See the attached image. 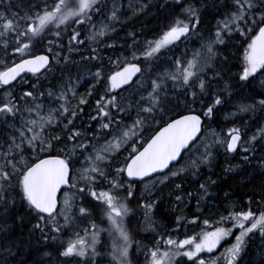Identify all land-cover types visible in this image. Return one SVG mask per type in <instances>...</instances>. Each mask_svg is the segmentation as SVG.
I'll return each mask as SVG.
<instances>
[{
  "label": "snow or ice",
  "instance_id": "obj_1",
  "mask_svg": "<svg viewBox=\"0 0 264 264\" xmlns=\"http://www.w3.org/2000/svg\"><path fill=\"white\" fill-rule=\"evenodd\" d=\"M0 6V264H27L33 252L38 255L32 264H132L126 222L136 213L143 216L137 229L143 223L156 234L152 246H145L144 264H182L185 257L191 264H245L253 246L256 264H264V185L240 193L248 207L237 210L236 202H224L239 186L224 191L218 180L200 182L199 175L204 167L212 171L219 148L225 156L242 149L241 164H227V173L239 175L242 166L264 170V126L246 140L247 129L230 128L221 138L210 127L238 83L264 77V0L214 2L219 18L207 36L199 30L209 10L202 0H0ZM152 8L156 28L136 31L133 21ZM234 34L246 44L241 65L230 60ZM72 56L96 69H89L83 95L81 77L70 72L78 63ZM62 62V75L55 78L61 83L42 91L41 77L47 80L53 64ZM109 66L118 70L109 74ZM232 67L241 68L235 77ZM29 73L36 83L26 78ZM129 88L131 95H121ZM257 109L264 115V98L237 106V113ZM149 131L154 134L146 136ZM189 174L196 177L195 194L185 184ZM165 188L175 208L169 221L174 227L158 232L153 214ZM193 200L197 212L191 220L177 214ZM213 201L227 215L213 223L204 219L205 230L178 238L181 228L198 226L203 212L218 206ZM94 215L108 228L98 227ZM9 220L28 228L27 239L4 242ZM77 221L89 226L61 240ZM104 232L112 243L101 251ZM230 236L235 242L219 256L201 257Z\"/></svg>",
  "mask_w": 264,
  "mask_h": 264
},
{
  "label": "trees",
  "instance_id": "obj_2",
  "mask_svg": "<svg viewBox=\"0 0 264 264\" xmlns=\"http://www.w3.org/2000/svg\"><path fill=\"white\" fill-rule=\"evenodd\" d=\"M51 2V0H49ZM219 3V0H202V3H205L209 5V10L207 13L203 14V23L200 25V32H203L205 36H207V31L206 30H213L214 31V26L215 23L217 22V19L219 17H215L213 13H215V8L211 7L213 3ZM153 3H155V0H153ZM125 4H127V0H125ZM0 10H2V6H0ZM131 15V13H129ZM155 15V8H152L150 11L145 12L143 15H141L138 19L134 20L133 23L135 24V30L136 31H141V30H148V29H155L157 26V19H154ZM126 17L121 16V19H125ZM117 28H119V25H116ZM129 31L133 30L131 27L127 29ZM85 32V35H87L88 29L83 30ZM120 36L124 35V32L119 33ZM84 38V37H82ZM147 38H152V35L149 34ZM141 39H144V37H141ZM65 40H67V36H65ZM118 43H122V41H118ZM232 45H235L234 47L230 46L228 51L231 53L230 60L233 65H241L242 64V56H243V48L241 45L246 46L245 41L243 38L237 36L234 34V38L231 41ZM198 43L196 44H189L188 47L192 48L197 46ZM92 47H95V45H91ZM184 44H180V49L182 50L184 48ZM199 45L197 46V48ZM39 52V51H38ZM37 52V53H38ZM64 55H67V52L63 53ZM87 54V52L85 53ZM104 56H109L112 55L110 52H105L102 53ZM177 55H179V52H177ZM71 59L77 61L78 63L75 65L70 66V72L75 79L77 76L81 77L80 81V87L78 89V94L83 95L87 92L89 84L88 83H82V81L90 79V73L89 69H91L92 72L96 71L95 68L91 66V64H80V57L79 56H72ZM113 59L115 57L113 56ZM63 67V62L61 63L60 66H56L53 64V69L50 74L47 76V80L44 79V77H41V81L44 83V88H42V91L47 90L51 84H56L59 85L61 83L60 80L55 79L56 77H60L62 75L60 68ZM114 66H109L105 69L106 72L109 74L111 71H116ZM241 70L240 67H232V75L235 77V74ZM65 79L68 76V72L63 73ZM27 79H29L32 83H36L35 77H32L31 74H28ZM251 80V78H250ZM261 81H264V77L259 76L257 74V78L255 80H251V83L248 82H240L237 84L236 88L232 89L231 91L234 93L231 97L232 100L229 105H232V108L228 107V101L231 98H228L226 103L224 104V107L220 108L221 112L223 113L222 116H219L217 114L214 118V120L210 123V127L212 130H214L218 135H225L228 131V129L233 128V127H240L241 131L243 133V130L247 129L250 133L254 134L257 127L259 126H264V115L261 114L260 110L257 109L255 113H242V117H233V118H228L226 114L232 115L234 111H237V106L244 105V104H251L255 100L264 98L259 95V93L264 92V87H261ZM127 88V87H126ZM15 91L19 92L20 89H16ZM119 91V90H117ZM130 92V94H129ZM133 92V89L129 88L126 92H121V95L128 96L131 95ZM2 94V92H0ZM95 97L91 98L90 102H93ZM75 103V101H73ZM233 103V104H232ZM50 105H55V104H50ZM56 106V105H55ZM236 108V109H235ZM219 110V111H220ZM89 111L88 108H85V112ZM229 111V112H228ZM219 113V112H218ZM133 117L135 116V113L132 114ZM228 118V121L224 124L221 125V118ZM259 117V119H256ZM255 119V123H253ZM126 123H131V121H126ZM205 124L208 125L209 122L205 121ZM152 134L151 131L145 133V135H150ZM205 136H208L207 130L204 132ZM245 138V137H244ZM208 142H211V137L208 136ZM241 149L238 150L237 153L235 154H228L227 156L224 155L223 149L219 148L217 152V159L213 161L212 165V171H209L207 167H204L201 169L200 172V182H203L204 179H207L209 176H211L212 179L218 180L221 183L222 189L224 191H229V185H231L232 189H236L237 186H239V190L236 195L232 197V201L224 202L225 207L229 206L232 202L237 203V210H247V205L243 203L240 193L243 192H252V191H260L261 190V185H264V176H261L258 174L260 169H254L251 167H245L242 166L240 169H238V172L240 173L239 175L235 173H227L223 169L226 167L227 164L231 163L233 165H239L241 164ZM239 153V154H238ZM238 154V155H236ZM123 155H127V152H124ZM123 159V156L120 157ZM187 158V157H186ZM185 161H182L181 164H183ZM255 164L256 161H253ZM181 165H177V167H180ZM213 172L215 175H213ZM196 177H193L191 174H189L187 177H185V184L187 186L188 191H191L195 194L196 188L198 187V184L195 182ZM248 181H251L250 183ZM176 183H180L181 181L177 179L175 181ZM141 188H143V185H141ZM213 191H215L213 189ZM169 189L165 188L164 192L162 195L164 196V199L162 203L160 204L159 208L157 211L153 214L154 218L157 222V224L160 226L157 231L158 232H163L165 229H171L174 227V224L169 223L171 219H173L171 213L175 211V208L173 206L172 201H170L168 197ZM174 199V198H173ZM247 197H244L243 200H246ZM259 199V197H257ZM211 203H217L216 208H210L207 210H210V213L206 212V210L203 212V214L200 216V221L198 226H188L187 228H181L180 232L181 234L178 236V238L183 239L184 234L186 233L187 235H194L198 232L201 231L202 226H203V220L204 219H209V221H217L219 220L220 215H227L226 212H224L223 207H219V202H211ZM196 201L193 200L190 204L181 205V212H178V215H184L186 216L189 220L193 218V214L197 212V209L195 207ZM130 207H134V205H130ZM256 206L253 205V208ZM102 211V210H101ZM167 213L168 215H165ZM20 215L27 216V213H20ZM95 220V223L97 224L98 227L100 228H108V223L101 222V219L99 216H95L92 218ZM143 216L140 213H136L135 218L131 221V223L126 222V226L128 227V230L132 236V241L133 245L132 248L130 249V259L132 260V264H144V250L145 246L151 247L152 244L154 243V236L156 235L155 233H151L149 231H146V225L141 223L139 229H137V221H142ZM226 227H231L230 223L225 224ZM4 225H0V227H3ZM8 226L11 228V231L9 232V235L4 238V242H8L10 240H20V239H27L28 237V228L24 226H18L17 224H13L11 220L8 221ZM89 226V221H77L76 226L70 227L67 229L66 233L60 237L61 240L67 241L69 239L74 238V233L77 231H80L82 228H86ZM218 226V225H216ZM223 226V225H222ZM30 227V225H29ZM236 234H239L238 230L235 229L234 231ZM83 235V232L81 231L80 233ZM227 242L223 241L225 246H229L231 242L233 241V236L227 237L226 238ZM112 243L111 238L108 236L106 232L101 233L100 237V245H98L99 250L105 251L108 248H110ZM102 245V247H101ZM139 245V247L137 246ZM46 251H51V249H45ZM15 251V249H13ZM22 256H26L27 252H22ZM37 253L33 252L31 255V258L27 260V264H32L33 260L37 258ZM213 253H207L204 252L201 254V257L204 259H209V258H215L217 255L212 256ZM251 259L254 264L258 262L259 259V254L255 250V246H253V250L249 252V255L245 257V264H247V261ZM74 264V262H73ZM104 264H108V261L105 260ZM182 264H191V262L187 261V258H183Z\"/></svg>",
  "mask_w": 264,
  "mask_h": 264
},
{
  "label": "rangeland",
  "instance_id": "obj_3",
  "mask_svg": "<svg viewBox=\"0 0 264 264\" xmlns=\"http://www.w3.org/2000/svg\"><path fill=\"white\" fill-rule=\"evenodd\" d=\"M215 25H216V23H215ZM199 45V44H198ZM197 45V46H198ZM197 46H195V47H197ZM82 83H84V81H82L81 82V84ZM129 94H130V92H129ZM231 100H232V97L229 99V101H228V107L229 106H231V107H229V108H232L233 106L232 105H229L230 104V102H231ZM233 104V103H232ZM240 105V104H239ZM51 107H56L55 105H50ZM224 107V106H223ZM222 107V108H223ZM236 109V108H235ZM237 110V109H236ZM229 112V111H228ZM233 113H237V111H234ZM219 116H222L223 115V113L221 112V110L219 111ZM241 114L242 113H237V115L236 116H233V115H230V113H229V115L228 114H226V116L228 117V118H233V117H242L241 116ZM227 117H225V118H221V125L220 126H222V124H224V123H226L227 121H228V118ZM245 130H243V132H244ZM251 135H253L252 133H250L249 131H247V136H245V140L248 138V137H250ZM221 138H223L224 136L223 135H219ZM241 151H242V149H241ZM239 154V153H238ZM238 154H236V155H238ZM206 212H208V213H210V210H206ZM230 225H231V223H230ZM222 226V225H221ZM224 227H226V225L224 224L223 225ZM232 226V225H231ZM235 229H233V231H234ZM238 235V234H237ZM235 242V236H233V241L231 242V244L232 243H234ZM231 244L229 245V246H225L224 245V243H223V241L221 242V247H219L218 249H216V250H214V252H213V255L212 256H215V255H217V253L218 254H220L221 252H223L224 251V249L225 248H227V247H230L231 246ZM217 256H219V255H217Z\"/></svg>",
  "mask_w": 264,
  "mask_h": 264
},
{
  "label": "water",
  "instance_id": "obj_4",
  "mask_svg": "<svg viewBox=\"0 0 264 264\" xmlns=\"http://www.w3.org/2000/svg\"><path fill=\"white\" fill-rule=\"evenodd\" d=\"M37 54H41V53H37Z\"/></svg>",
  "mask_w": 264,
  "mask_h": 264
}]
</instances>
